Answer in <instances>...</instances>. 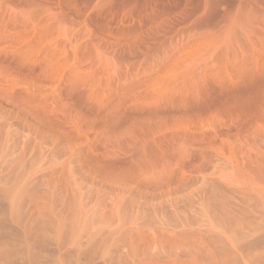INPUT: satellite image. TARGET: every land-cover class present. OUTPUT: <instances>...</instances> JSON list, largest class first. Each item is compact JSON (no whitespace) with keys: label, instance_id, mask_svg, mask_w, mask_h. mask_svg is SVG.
I'll use <instances>...</instances> for the list:
<instances>
[{"label":"rangeland","instance_id":"374dc122","mask_svg":"<svg viewBox=\"0 0 264 264\" xmlns=\"http://www.w3.org/2000/svg\"><path fill=\"white\" fill-rule=\"evenodd\" d=\"M0 264H264V0H0Z\"/></svg>","mask_w":264,"mask_h":264},{"label":"bare ground","instance_id":"6f19581e","mask_svg":"<svg viewBox=\"0 0 264 264\" xmlns=\"http://www.w3.org/2000/svg\"><path fill=\"white\" fill-rule=\"evenodd\" d=\"M11 237H12V236H11ZM11 237H10V238H11ZM8 238H9V237H8ZM10 238H9V239H10ZM12 242H13V241H12ZM18 244H19V243H18Z\"/></svg>","mask_w":264,"mask_h":264}]
</instances>
